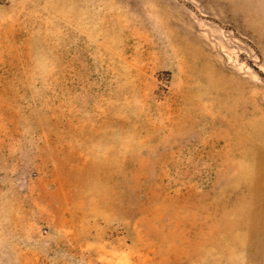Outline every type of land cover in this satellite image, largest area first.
Segmentation results:
<instances>
[{
	"label": "rangeland",
	"instance_id": "obj_1",
	"mask_svg": "<svg viewBox=\"0 0 264 264\" xmlns=\"http://www.w3.org/2000/svg\"><path fill=\"white\" fill-rule=\"evenodd\" d=\"M0 264H264V0H0Z\"/></svg>",
	"mask_w": 264,
	"mask_h": 264
}]
</instances>
